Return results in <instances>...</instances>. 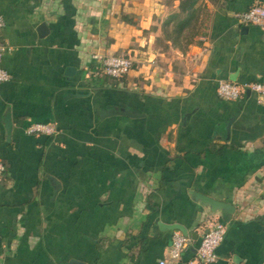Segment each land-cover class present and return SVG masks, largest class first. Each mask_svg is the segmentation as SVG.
Here are the masks:
<instances>
[{"label": "crops", "instance_id": "1", "mask_svg": "<svg viewBox=\"0 0 264 264\" xmlns=\"http://www.w3.org/2000/svg\"><path fill=\"white\" fill-rule=\"evenodd\" d=\"M255 2L197 0L201 33L182 51L163 25L180 0H0V264H264V96L216 92L264 82V27L233 18ZM121 52L130 71L106 76L97 57ZM34 122L55 132L27 134ZM189 190L235 211L210 214ZM212 220L226 231L202 263ZM170 223L197 234L178 259Z\"/></svg>", "mask_w": 264, "mask_h": 264}, {"label": "built area", "instance_id": "2", "mask_svg": "<svg viewBox=\"0 0 264 264\" xmlns=\"http://www.w3.org/2000/svg\"><path fill=\"white\" fill-rule=\"evenodd\" d=\"M236 23L240 25L253 24L264 27V4L255 2L244 10L237 11L233 14ZM5 24L3 16L0 14V27ZM11 46L4 40H0V82L7 81L10 78L9 72L1 65L3 54L11 50ZM96 57V55H95ZM100 59L103 73L114 78L121 77L128 73L132 67L133 61L129 54L121 52L118 54H106L97 57ZM249 88L258 95L264 96V82L250 81L238 82L231 79H220L217 83L216 92L219 97L225 100H236L245 93ZM27 134H44L51 135L55 132L54 125L44 122H34L25 127ZM4 164L0 159V177L4 172ZM207 232H203L200 236L196 254L202 263H211L216 260V248L222 241L226 223L219 220L209 221L206 225ZM192 237L184 235L179 230H173L171 237V245L168 249V256L171 259H178L182 251L192 243ZM158 264H167L165 259H160Z\"/></svg>", "mask_w": 264, "mask_h": 264}, {"label": "water", "instance_id": "3", "mask_svg": "<svg viewBox=\"0 0 264 264\" xmlns=\"http://www.w3.org/2000/svg\"><path fill=\"white\" fill-rule=\"evenodd\" d=\"M238 25L240 26L241 31H247L248 29L247 25H240V24ZM37 30H38L39 35L43 36L48 32V27L45 22H41L38 25ZM73 70H74V67H67L65 73L71 74ZM231 78L235 80L234 76H231ZM250 93H251V90L247 88L245 90V94H250ZM112 114H121V115H127V116H132V117L140 115L139 113L133 112L130 109H126V108H121V109L107 108V109H102L100 111L101 118L108 116V115H112ZM3 123L5 126V137L7 140H9L11 131H12V122H11L10 113L8 111H6L5 113V116L3 118ZM227 128H228V125H227ZM188 193L192 200H194L201 206L205 207L210 214L220 213L223 216H228V215L233 214L235 211V206L227 201L216 199L214 197H211L207 194H204L196 190H189ZM163 225L164 226L161 227L162 229L171 230V231L179 230L184 235L190 234L193 239L197 238L196 233H189L188 229L181 223H170V224H163ZM207 230L208 229L206 228L204 232H207ZM69 264H85V263L79 262L76 259H72L69 262Z\"/></svg>", "mask_w": 264, "mask_h": 264}, {"label": "trees", "instance_id": "4", "mask_svg": "<svg viewBox=\"0 0 264 264\" xmlns=\"http://www.w3.org/2000/svg\"><path fill=\"white\" fill-rule=\"evenodd\" d=\"M196 3L197 0H180L178 13L170 15L163 23L164 26L175 24L172 31L166 30V33L182 51L195 42V37L201 33L202 22L198 21L199 7Z\"/></svg>", "mask_w": 264, "mask_h": 264}]
</instances>
